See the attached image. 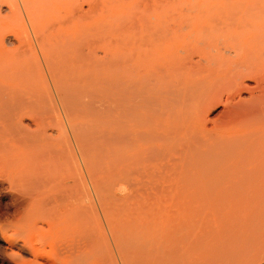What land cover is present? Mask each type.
<instances>
[{
	"label": "rangeland",
	"instance_id": "374dc122",
	"mask_svg": "<svg viewBox=\"0 0 264 264\" xmlns=\"http://www.w3.org/2000/svg\"><path fill=\"white\" fill-rule=\"evenodd\" d=\"M204 1L205 4L206 2L208 3L207 0ZM204 1L203 0H0V88L3 87L1 90H6L5 83L1 81L15 78L16 80L18 79V80H25L30 83L32 82L31 84L34 86L36 85V88L39 89L38 93L40 96V101L43 102V107L46 108V110L42 109V112L43 110H45L43 114L45 113L46 114L45 115L41 114L43 117L39 115L41 119L44 118L42 123L43 125L41 126L40 129L41 130L40 136L43 139L47 138L57 143H59V141L61 140H65L69 142L71 147V169L73 171L71 170V196L68 197V203L71 202L70 208L72 209V211L71 209L70 211L74 212V214L72 213L73 215H71L72 218L73 216L80 217L81 215L79 220L78 217H76V219L75 217L73 218L74 222L72 221L73 222L72 225H71L72 223L71 217L67 216V219L70 217L68 221L70 220L69 222L71 226H69V223L66 222L65 216H63L66 214L64 212V214L62 215L63 220L61 222L58 221V223H60L59 224L60 226H57L52 229L51 228L49 229L48 224H50V222L47 223V221H49V219L51 220V222L54 221L55 219H53L54 218L53 216H55L56 214H52L50 212L43 214L38 213V215L40 216L42 215L45 217L46 215L48 216L46 217V220L44 217L42 221H41L42 218L38 221L40 216H36V215H34V218L33 216L32 218L30 217L31 220L34 219L32 222L29 221L24 222L23 220H18V218L14 219L13 217L1 218L0 238L4 240V241L0 240L1 249L2 246L8 247V250H6L8 253H10L11 250L14 253L20 255V256L10 255L9 264H16L15 262L17 260L19 263V257L21 260L25 261V264H29V263L48 264L49 262L51 264H62L64 261L67 260V257L70 255L71 257L74 258L71 259V264H81V263L93 264V261L91 259H88V254L86 253L89 251L87 249L89 247V244H87L86 242L85 244L84 240L87 242L89 241L90 243V241L94 239V236H96V238L94 239L96 243H97V239H99L102 236L107 239V242L110 241V243L107 245L111 246L110 249H112L113 251V259L116 262V264H121L120 258L118 259L117 257L118 255L117 253H115L116 250L115 248H113V244H112L113 242L110 237L112 235L110 234L112 231V223L110 224L109 221H112L113 219V215L111 213L113 208H126V209L128 208V210L130 209L132 211L134 210L135 211L134 213L136 214H134L131 211L129 212L132 216L131 218L137 220L140 233L142 232V229L140 230V226H141L140 223L143 224L144 217L145 219L148 218L145 220V222L149 220L148 224L150 223V225H147L146 223V226L148 228L150 227L149 232L151 233L150 234L151 246L153 248L152 254H153L154 264H264V189L260 188L261 189L260 190L258 188L256 189L252 188L253 190H250L251 188H248L246 190V188L244 189L236 188L237 192L234 189H232L233 190L232 191L230 189L232 187L214 188L212 189V192L211 190H209V188L207 191H206L207 188L198 189V187L196 186V184H198L197 182L194 186L195 183L194 181H196V176L194 177L192 175L189 177V174L187 175V172L189 171L186 169H184L185 171H187L186 174L184 175L186 176V182L185 180H182L185 179V177L181 178L180 176L181 174L183 175L182 173L183 170L181 171L177 170L179 172L176 171L175 174L178 175L176 177L175 176L173 177L172 175L173 178L171 179H166L161 177H156L152 179L153 180L152 186L150 185L151 183L148 181L149 179L148 180L143 179L141 176H137L138 177L137 178L135 176L133 183L134 184L139 183L138 186L129 185L128 187H126L125 185H122V181L119 173L120 172L119 164L117 166V163H119L118 156L120 153L119 150L120 146L118 147L119 144H117L118 142L117 138L121 133L120 120L122 121L121 118L122 110L120 108L121 103H119L118 101L121 100L120 98H121V91L123 86V84L121 85V83H123L122 68L124 64H127L125 61L127 60L129 61V62L127 61L129 65V69L135 67L136 65L135 68L137 69V71L135 68H132L133 70L135 69L134 71L136 72H134L133 70L132 71L128 70V72H132L133 74V77H131L132 74L129 73L131 74L129 75L130 77L129 82H132L130 84L133 85L132 86L133 88L135 87L136 92L140 91L138 92L137 97L139 98L140 97L139 95L143 96L142 98L138 99L137 106H139V104L141 106L142 103L143 104L145 103L146 105H150V107L151 106L154 107V104L158 103V101L155 100L156 96L147 97V93H146L147 90L150 89L151 84L154 83V80L152 81L153 78L150 77L157 75L158 78V72L156 73L154 70L148 67L150 66L151 63L154 64V62H157L158 59L157 55L156 58L154 59H152L151 57H154V54H156L155 52L159 50L157 48H154L155 43L152 42L153 40L149 41V37L151 39H154V37L162 38V39L161 38L157 39L158 41L157 44L159 45L158 47L160 48V53H162L163 51V55L166 58L168 57L166 55L168 54L174 55V53L176 55V58L178 57V55L181 54H182L181 56H183L185 54L184 53L185 51H183V48L179 46V42L177 41L178 40L177 37L179 34L177 35L176 32L179 33L180 31V30L178 31V29L181 28V30L183 31V32L181 31L183 36L178 37L179 39H183L184 37H187L188 33L189 36L191 33L193 34L194 37L195 34L194 32L196 31L195 25L199 21L200 22L204 21L205 20L204 17L207 16L208 14L207 10L209 8L208 7H207L208 9L206 8L207 5L210 6V9L213 4H214V6L212 7L213 9H215L217 6H218L217 9H222L219 6L221 5V3L222 4L225 3L226 5L230 3L229 6L227 7L229 11L226 8L225 4H224L225 7L223 6L224 11L221 10L222 13L220 12V10L218 11L220 12V14L214 13L217 12L216 9L215 11L211 9L213 12L209 10L210 12H212V14H214V16H217L215 17L217 18L216 19L217 21L220 19L218 22H214L216 21L214 20L215 18H213V21H211L213 16V15L211 16V13H209L208 15L209 18H206V20L208 19L210 23L214 22L213 24L219 23L220 24L219 28H220L221 24L223 26L225 23V22L222 23L221 21L226 20V18L229 15H231L232 16V17L230 16L231 18L228 17L231 20L227 18L228 19L227 21L229 22L231 21L230 22L231 24H234L233 22L235 21L234 26H237L236 22H238L239 23L238 25L242 23L241 25L244 26L246 25L247 27L243 26V28L238 29L239 26H237L236 28L239 31L238 33L237 32L235 33L236 35L231 33L229 35L227 33V35L225 36L226 31L224 27H221L223 29L222 30L221 28L219 29L215 25H214L215 27H213L212 26L213 24H211L213 28L211 30L206 31L208 33L205 32L203 37L205 36L204 38L208 39L209 36L210 38L217 36L218 39H222L221 41L218 40L220 41V43L225 39V43L222 42L221 44L223 46H221L220 43H217L219 44L218 48H220V51L221 52L223 51L224 53L228 51L226 54L227 56L229 55L233 56L234 53H232L233 51L230 49V46L235 44L237 36L238 35L241 36V34L243 35L246 32L248 33V31L250 32V26L252 27L256 26L258 23L260 25L264 24V10H263L264 7L261 6L264 0L262 1L259 0L261 1L260 4H258L259 6L255 3L257 0L254 1L244 0L245 1L244 5L247 4L249 6V5H253V3L256 5V7L255 5L254 7L249 6L250 9H248L247 5L246 7L243 6V9H241L242 7L240 8V6L243 5V3H241L243 0L240 1L236 0L238 3H235L236 2L235 0H227V1L219 0V2L215 0H212L213 1L212 2L209 0V3L206 4V6H204L203 4ZM233 1L235 2L232 3ZM247 1H249L250 4L247 3ZM239 2L241 4H239ZM230 5H232V8ZM259 7H261V9ZM238 8L240 10H238ZM225 9L227 10L226 12H230L231 9L233 10L230 13H226ZM251 9H253L254 11ZM204 10H206L205 15H204ZM242 10L246 15L249 13L248 14L249 16L250 13H252L251 16L249 17L250 19H248L247 17V19L242 20L246 16V15L244 17L242 16L244 15L242 14L243 13ZM249 10H251L252 12L251 11L248 12ZM234 11L236 12L238 11V13H235ZM224 12L229 15L226 16ZM201 13L204 15V17L201 16L202 15ZM223 13L225 15H221ZM235 14L237 15L238 18L236 17ZM218 15L219 17L220 16L222 17V20L221 18H218ZM199 16L204 20L200 19ZM240 16H242L241 17L242 22L240 21ZM223 17L225 18L223 19ZM197 18H199L200 20L196 21ZM232 18L237 19V21L236 20L233 21ZM191 19H194V21L191 22L190 21ZM181 20H183L184 23ZM188 21H190L191 23V27H189V29H187L189 26ZM247 21L249 22L247 23ZM253 21H255L256 23L254 24ZM229 22H226V24ZM213 30H215L216 32L215 34ZM263 30L264 29H262V32L261 30L259 31V33L260 32L262 33L261 37H258L260 36L258 32H255L258 34L250 32L254 34V36L257 35L260 44L262 41H264ZM154 31L157 32V35L154 34L155 36L152 38L151 35ZM247 35L250 36L249 33ZM143 36L145 37L143 38L144 40L142 39ZM229 37L235 38V39H231V41L235 40V42L233 41L234 44H232L231 41L229 43L230 40ZM169 38L171 40L170 41L171 45L173 46L170 45ZM142 40L148 43H144ZM160 40H162V42L163 40L164 41L167 40V41L163 42L162 44ZM141 41L145 45V48H148L149 47L148 45H150L149 48L152 47L151 50L149 48L147 49L150 50L149 52L146 50L147 54H149L147 55L148 57L145 55L146 51L142 52V50L144 49H142L143 47H141L142 43H139ZM256 42L258 43V40H256ZM228 43H229V47L227 46ZM138 44L140 45V48L138 47ZM146 44L148 45L146 46ZM160 44L162 46H160ZM263 44H261V48L260 46L258 48L251 46L252 48L250 47L247 50L248 52H246V54L249 53V55H257L259 58H263L262 60H260L262 63V61H264ZM163 46H165V48ZM225 47L227 49L229 48L231 51L224 49ZM140 49L141 51L137 52ZM170 49L171 51H167ZM172 49L174 53H172L173 52ZM174 49H176V51ZM178 51L180 52L182 51L181 54L180 52L179 54L176 53ZM252 51L253 52L256 51L254 52L255 54H253ZM141 55L144 56V58L142 59H144L145 62L144 60L141 59ZM145 56L147 59H151V62L150 60L147 61ZM137 59L138 60L141 59L144 62L142 63L143 67H140L141 60L139 63ZM163 59L165 58L163 57ZM133 60L135 62H133ZM123 61L125 62L124 64ZM148 63L150 64L148 65ZM130 64H132V67ZM262 64L264 65V62ZM137 66L140 68L138 69ZM236 66H238V68ZM240 66L241 65H235L234 69L237 70L234 71L235 72L239 71V73L242 72L244 69L243 64L241 66L242 71L240 70ZM175 69H177L176 74L180 75V72L182 71H180L178 74V68ZM156 70L159 71L158 69ZM147 71L149 73H147ZM151 71L153 76L152 74H150ZM146 74H149L150 77H148ZM126 75L128 76V74ZM176 77L181 79V77L179 76ZM141 79L143 80V82ZM245 83L251 87L254 85L253 81H246ZM217 85L218 84H216V86ZM219 85L221 87V84ZM129 86L130 85L128 83L127 87ZM219 89L223 90L222 88ZM214 90L212 91L213 93L211 92L212 96L213 94L217 96L218 93L220 94L222 92L220 90L218 91L215 90V92L218 93H214ZM131 91L134 92L133 90H130L129 92L128 89L129 93H131ZM85 92L86 93L89 92L87 93L88 96L87 94H85ZM199 93L201 98L204 97L203 99H208L211 96L208 93L209 95L208 94L207 95L209 97L205 98V96L207 95H204L203 97L201 95V93L203 94L204 92L200 91ZM243 94H244L243 97L245 98L248 97V93H243ZM82 95H85L86 97ZM196 95L199 96V94ZM200 96L199 99H201ZM0 97L2 98L4 96L2 95ZM149 98H152V100H150ZM177 98L179 100L181 97L177 96ZM177 98L174 100H177ZM85 99L88 102H86ZM181 99L180 101L177 100L179 103L178 102L176 103L175 101L174 104H180ZM0 100H1L0 108L2 107L3 110L6 109V107L1 106L3 102L5 103V101H3L4 98L3 100L2 99ZM81 100L83 101L82 103H80ZM153 100L155 101V103ZM44 102L45 104H47L46 106ZM218 104L219 105L214 104L213 108L205 112L208 118L212 121H215L223 110L224 107L222 105L223 103L222 104L218 103ZM155 105H156L155 107H158L157 104ZM2 109H0V113H2L1 111ZM7 109L8 111H10L8 107ZM137 110H140V108H137ZM128 111H130L129 112L131 114L130 116H132L135 110L128 108ZM156 111L157 110L155 109V111H153V114H156L157 112H158L157 114L160 113L159 110L157 112ZM27 114H24L21 118H23L24 125H26L30 130H33L34 125L32 118L34 117V115L33 113L32 114L27 113ZM151 115L152 113H150V117ZM153 116L157 118L159 115L158 116L153 115ZM153 116L152 118H154ZM0 120H1V116H0ZM64 132L65 134H63ZM66 138L68 140H66ZM89 139L91 141H89ZM84 146L86 148H84ZM94 150L96 153H98L97 154L98 156L95 155ZM87 152L89 153L87 154ZM138 153H139L138 156L142 157L141 155L142 153L138 151L136 154ZM94 155L97 157H95ZM97 158L99 160H96ZM141 159H138V161ZM101 162L103 163L102 165ZM96 163L99 165H97ZM94 164L97 166H95ZM0 170L2 171V174L0 171V175H2L0 176L1 177L0 181L2 179L8 180L9 178L7 179V176L5 177L6 174L3 173L4 170H2V167L0 168ZM91 172H93L94 174ZM210 177L205 179L207 181L209 179L213 182H218L217 181L218 179L221 180V178H223L224 180L221 181L219 180L220 183L225 181V179L227 178L218 175L215 177L210 175ZM140 178H142V181L146 182L147 185L143 184V182L141 183L142 184L141 185L140 184L141 181L139 182V180H141ZM199 179L198 181H202L201 178ZM205 179H203V181H205ZM238 179H239L238 177L228 178V180L230 181L231 180L239 181ZM191 180L193 181L192 186L190 184L192 182ZM147 181L150 183L149 185ZM184 182L185 184L183 185ZM5 183H6L5 187L3 188L4 190L0 191L2 204L8 202L7 198L4 197V195H6V193L4 192L9 193L11 191L12 193V190L14 192L13 187L12 188L9 187L8 185L9 182L7 181ZM189 184L192 188L189 186ZM140 185L143 188L139 187ZM145 185L146 187H144ZM195 187H197V189H194ZM227 188L230 191H228ZM219 189L220 191H218ZM86 206L87 208L93 207V209L96 210L97 212L94 213L95 211L92 210L94 211L93 214L97 216L93 215L90 212L87 214L86 212L91 211V209L86 210L85 209ZM75 207L78 209H75ZM81 207H84L82 209L86 211L85 214L88 216L89 219L88 222L90 221L95 222V220L98 218L97 219L98 221H96L97 223L95 224H97L96 228L98 229L99 232H97L94 223H88V222L86 223V221L85 222L81 221L83 219L84 220L87 219L86 215L82 216L83 214H79L77 212L79 210L81 213L84 212V210H82ZM106 209L109 210L107 211ZM140 211L144 213L140 214L141 213ZM106 212H108V214H105ZM58 213H63V212H58ZM137 214L138 216L139 215L142 216H139V218L134 216ZM146 214L149 216H147ZM92 215L93 217L91 218L90 216ZM29 223L31 224L30 227L28 225ZM77 224H79L78 226L85 230L84 231L85 233L86 232L88 233L87 234L88 236L82 233V231L81 234L79 233V231L82 229L79 227L78 229ZM3 225H5L6 227L8 225L10 226L7 227V229H5L6 227H4ZM25 226L26 228H24ZM32 226L38 228L37 229L35 228L34 230V227L32 229ZM13 228L15 229L17 228L16 229L17 231L13 230ZM93 228L95 229V234ZM18 231L25 232V234L22 233L23 237L20 236L21 233L19 234ZM16 232L19 235H17ZM60 232L63 233L61 236L64 238V240L63 238H60L59 234H57ZM65 234L68 235L69 238H66ZM71 234L73 235V237L76 234L77 239L74 240V238L76 237L74 238L70 237ZM34 235L36 238L35 242L37 244L35 242H32V240L35 239L33 237ZM36 235L40 236L39 237L41 238L40 241L43 240L44 244L43 243L41 244L42 246L44 245L43 246L44 249H41L42 247L40 242L38 244L37 242L38 238L36 237ZM83 235L87 236V237L85 236L86 239H83L85 238L82 237ZM45 236L48 237L46 238ZM78 236L82 237L81 239H83V241L80 240ZM90 236L93 239L90 240L89 238ZM7 238H9L8 240H10V242L7 241ZM104 238H101V240L103 239L104 241L102 240V242L105 243L106 240ZM54 239L57 240L58 244H56L55 241L53 242ZM49 240L53 243H50ZM59 240L61 242H58ZM77 241H82L84 244L82 242L79 244V242ZM28 243H30V245L34 243L32 245L33 247L30 246ZM54 243L59 247V248L57 247L58 251L59 250L61 251V249L65 248V250L63 249L61 252L59 251V253L56 256L59 255L62 258L63 257L62 254H64L63 252L67 253L66 254L67 256L64 254V257L62 259H60L59 256H58L59 259L56 256H52L56 249L54 247ZM99 244H100V240H99ZM99 244L97 245L98 247ZM35 245L40 246L39 247L40 249H38L37 247L36 249L38 250L37 252L41 251L40 252L41 254L39 253L41 256L37 254L35 255L36 256L35 260H33L32 258H34L33 251L35 249L34 248ZM60 245H64V246L62 247ZM84 245L85 247L88 246L86 248L87 250L85 249V247H83ZM104 245L106 244L103 243L102 245L100 244V246H102L100 249H102L103 251L105 250ZM77 246L80 249L78 250L75 249L77 248ZM51 249L53 253L51 252ZM44 250L46 252H44ZM23 252H25L24 255ZM79 252H81L82 254L81 253L79 254ZM77 254H79V256ZM57 259L58 262L56 261ZM104 262H100V263L106 264ZM5 264H8V262Z\"/></svg>",
	"mask_w": 264,
	"mask_h": 264
},
{
	"label": "bare ground",
	"instance_id": "6f19581e",
	"mask_svg": "<svg viewBox=\"0 0 264 264\" xmlns=\"http://www.w3.org/2000/svg\"><path fill=\"white\" fill-rule=\"evenodd\" d=\"M207 1L209 3V0H207ZM210 1H212V0H210ZM215 1L219 2V0H215ZM225 1H227V0H225ZM235 1H233L232 3H234ZM249 1H247V3L250 4ZM252 1H254V0H252ZM257 1L255 3L258 5V4H260V2L262 0L261 1L257 0ZM229 2H231V1H229ZM244 2H245L244 0L241 2V3H243L242 6L239 5L240 8L242 7L241 9H243V6L246 7V5H247V4L244 5ZM208 3L206 2V4H208ZM235 3H238V2L236 1ZM241 3L239 2V4H241ZM203 4H204V6H206L205 1ZM224 4L221 3V5H219L222 9H217L218 6L216 7V5H215V7H216L215 9L217 10V12L219 10L221 13H222L221 10L224 11L223 8L226 5V4L225 5ZM229 4L226 5V8L229 6ZM262 4H261V6L264 7V1ZM201 5H202V2H201ZM232 5H234V4H232ZM232 5H230L231 8H232ZM254 5L255 4L253 3V5H249V6L254 7ZM213 6H214V4L212 5V7ZM235 6H238V5H235ZM249 6L247 5L248 9H250ZM212 7H211V9H213ZM255 7H256V5H255ZM206 8L208 9L207 10L208 11L207 16L209 15V13H211V16L212 15L213 16H212V20H211V18H210V20L213 21V18H215L217 16H214V14H212L213 11L210 9V6L207 5ZM259 8L261 9V7H259ZM215 9H213V10L215 11ZM235 9H237V8H235ZM245 9H247V8H245ZM209 10H211L212 12H210ZM232 10L233 9H231V11ZM238 10H240V9L238 8ZM251 10H253V9H251ZM251 10H249L248 12H250ZM254 10H255V8H254ZM205 11L206 10H204V15L206 14ZM226 11L227 10L225 9V12ZM228 11H229V9H228ZM257 11H258V9H257ZM217 12H214V13L220 14V12H218V13ZM230 12H226V13H230ZM234 12L238 13V11L237 12L234 11ZM246 12H247V10H246ZM224 13L221 15L226 14V13L225 14ZM242 14H244V15H242L243 17L246 15L244 13V11ZM248 14L242 20L247 19V17H248V19H250L249 17L251 16L252 13H250V16ZM204 15L202 14L201 16L204 17ZM227 15H229V14H226V16ZM239 15H241V14H239ZM207 16L204 17L205 20L199 16L200 19L204 20L202 22L199 21L200 20L199 18H197L198 20L196 19V21H199V22L198 23L196 22L197 24L195 25L196 31L194 32L195 33L194 37H193V34L190 33V36H189V33H188L187 37H184L183 39H179L178 37L183 36V34H182L183 31L180 28V29H178V31L180 30L179 33L176 32L177 35L178 34L181 35V36L178 35L177 41L179 42V46L183 48V51H185L184 52L185 54L183 53L184 54L183 56H181L182 51L181 52L178 51L176 53L179 54V52H180L181 55H178V57L176 58V55L172 49V51H173L172 53H174V55L168 54V55H166V56H168L166 58L163 55V51H162V53H160V48L158 47L159 45L157 44V42H158L157 39H160L161 37H158V38L154 37L155 36L154 34L157 35V32L154 31L151 35L152 38L154 37V39H151L149 37V41L153 40L152 42L155 43V46H154V44H153V46H154V48L159 49L158 50L159 52L156 51L155 52L156 54H154V57H151V55H150V57L152 59L156 58V55H157L158 59H157V62H154V64L148 63V65L150 64V66H148V67H150V69L154 70L156 73L158 72V78H157V75L153 76L152 71L150 74H152L153 77H150L149 74H146L148 77L153 78L152 81L154 80V83H152V81H151L152 84H151V86L149 85L150 89L147 90L146 93H147V97L156 96L157 99L155 98V100H157L158 103H155L154 100L153 101L155 104H157L158 107H155L156 106L155 104H154L155 108L152 106L150 107V105H146L145 103L144 104L142 103L141 106H140V104H139V106H137L138 105L137 104L138 99L142 98L143 96L139 95L140 97L139 98L137 97L138 96L137 94L140 91L136 92L135 87L133 88L132 87L133 85L130 84L132 82H129V79H130L129 75H131L132 72H128V70L132 71L133 70L132 68H135L136 65L134 63L135 67H132V64H130L132 68L129 69V65H128L129 61L127 60L128 61L127 62L124 60L127 64H124L125 62L123 61V64H124L123 68H122V70H123L122 71V73H123L122 74V78H123L122 82L123 83H121V85L123 84V86H122L121 98H120L121 102L118 101L119 103H121L120 108L122 110V115H121L122 121L120 120V122H121V127H120L121 133H120L119 137L117 138L118 139L117 144H119L118 147L120 146V149L118 148L120 150V153L118 156L119 163H117V166L119 164V171H120L119 173H120L122 185H125L126 187H128L129 185H137L138 186L139 183L138 184L133 183L135 176L136 177L141 176L143 179H147V180L149 179L148 181L151 184L147 181L148 185L150 184L152 186V182H153L152 179H154L156 177L171 179L174 176L176 177L178 175V174H175L177 170H180V171L183 170V172H182L183 175L180 172V174H181L180 176H181V178L185 177V179H182V180H185V182H186V176H184L187 172L184 169H186L189 171V172H187V175L189 174V177L192 175L194 177L196 176V181H194L195 182L194 186L197 182L198 184H196V186L198 187V189H200V188L206 189L207 188L206 189V191H207L209 188V190H211V192H212V189L220 188V187H222V188L223 187H228V188L232 187V188H230L231 190L232 189L236 190V188H243V189L246 188V190L248 188H251L250 190H253L256 188L264 189V65L262 64L264 61H262V63H261L260 60H262L263 58H259L257 55H249V53L246 54V52H248L247 50L251 46H254L257 48L260 46V48H261V44H263L264 41H262L263 43L260 41L261 42V44H260L259 38H257V35L254 36V34H252L250 32H253V33L258 32L259 33L260 30L262 32V29H264V24L260 25L258 23L260 26L258 24L256 26H253V27L250 26V32L248 31L250 36L247 35L248 34L247 32H246L247 34L244 33L245 35L244 34L243 35L241 34V36L238 35L236 42H235V40L231 41V39H235V38L229 37L230 38L229 43H230V41L232 44H234L233 41L235 42L234 45H231L232 47L230 46V49L233 51L232 53H234V54H233V56H230V55L227 56L226 54L228 51L224 53L223 51L222 52L220 51V48H218L219 44H217V43H220V41L222 39H218L217 36H214L212 38H210V36H209L208 39L204 38L205 36L203 37V35L205 34L206 31L211 30L215 26H217L219 28V25H220L219 23L213 24L214 22H218L220 19L217 21L216 20L217 18H215L214 20H216V21L210 23L208 21V19L206 20V18H209V16L208 17ZM230 16L231 15H229L228 17H230ZM242 16H240V21H241ZM225 17H223V19ZM236 17H237V15H236ZM218 18H221V20H222V17L221 16L219 17V15H218ZM227 18H226V20L221 21L222 23L225 22L223 26L221 24V27L225 28V31H226L225 36L227 35V33L229 35H230V33L231 34H235L236 32L238 33V31H239L238 29L243 28L244 25H241L242 23L240 25H238L239 24L238 22H236L237 26H239L238 29L236 28L237 26H234L235 25L234 20L237 21V19L232 18L234 21L233 22L234 24H231L230 23L231 21L230 22L227 21L230 18H228V19ZM181 21L183 22V20H181ZM190 21L193 22L194 19H191ZM190 21H188L189 26L187 29H189V27H191ZM255 21H253L254 24L256 23ZM226 22H229V23L226 24ZM248 22L249 21H247V23ZM185 23H186V21H185ZM211 24H213L212 25L213 27L211 26ZM243 24H245V23H243ZM162 27H164V26H162ZM155 29H157V28H155ZM185 31H186V29H185ZM213 32H214V34L216 33L215 30H213ZM261 32L259 33L260 36H258V37H261V34H262ZM206 33H208V32H206ZM258 33H255V34H258ZM206 36H207V34H206ZM143 38H145V37L143 36L142 39ZM155 38H156V41H155ZM219 38H220V36H219ZM218 40H220V41H218ZM256 40H258V43L256 42ZM263 40H264V38H263ZM142 41L139 43H142ZM160 41L163 44V42H166L167 40L166 41L163 40V42H162V40H160ZM170 41L171 40L169 38V43L171 45ZM143 42L148 43L145 41H143ZM222 42L225 43V39ZM222 42L220 43V45L222 44ZM229 43L227 45L228 47H229ZM142 44H141V47H143L142 49H144V50H142V52L143 51L145 52L150 47V45L146 44V46L148 45L149 47L145 48V45L143 44L144 45L143 46ZM160 46H162V45L160 44ZM171 46H173V45H171ZM221 46H223V45H221ZM138 47L140 48L139 44H138ZM163 47L165 48V46H163ZM175 47H177V46H175ZM151 48H149V49L151 50ZM170 48H172V47H170ZM161 49H162V47H161ZM224 49H227V48L225 47ZM230 49L228 48L227 50H230ZM150 50H147V51L149 52ZM174 50L176 51V49H174ZM178 50H181V49H178ZM254 50H255V48H254ZM134 51H136V50H134ZM139 51H141V49L138 50L137 52H139ZM147 51L145 52L146 56L149 55V54H147ZM167 51H171V49L167 50ZM151 52H153V51H151ZM254 52H256V51H254ZM254 52H253V54H255ZM257 52H258V49H257ZM142 56L143 55H141V59L144 58V56L143 57ZM146 56H145V58H146ZM133 57H134V55H133ZM163 57L165 59H163ZM135 59H136V57H135ZM141 59H139V60L137 59L139 61V63H140ZM162 59H163V62H162ZM142 60H144V59H142ZM142 60H141V65L139 64L140 67H143L142 63L145 62V60H144V62ZM146 60L147 61L150 60V62H151V59L146 58ZM133 62H135V61L133 60ZM242 64H243V68H244L243 71L241 69ZM235 65H241L240 70L242 72H240V73H239V71L235 72L234 70H237V69H234ZM138 66H137V68L139 69L140 67H138ZM236 67L238 68V66H236ZM175 68H178V74L180 71H182V72H180V75L176 74L177 69H175ZM156 69H158L159 71H157ZM141 70H142V68H141ZM136 71H137V69H136ZM136 71H134V72H136ZM174 72H175V74H174ZM124 73L128 74V76ZM129 73H131V74H129ZM147 73H149V72L147 71ZM175 75L181 77V79L176 77ZM131 77H133V74L131 75ZM154 78H157V79H154ZM177 79H179V80H177ZM176 81H178V82H176ZM246 81H253L254 85L252 87L248 86L245 83ZM1 82H4L5 87H6V90H1L3 87L0 88V96H2V95L4 96L2 98L0 97V99L3 100V98H4L3 101H5V103L3 102L4 104L2 103L1 106L6 107V109L3 110L2 107L0 108V109H2L1 110L2 113H0V116H1V120H0L1 121V124H0V165L1 166H0V168L2 167V170L5 171V172L3 171V173L6 174L5 177L7 176V179L8 178L9 179L8 180L2 179L0 181V191L4 190L3 188L5 187V184H6L5 182L8 181L9 187L10 188L13 187L14 192H13V190H12V193H11V191L9 193L4 192V193H6V195H4V197H6L7 201H8L4 204H2L1 197H0V219L13 217L14 219L18 218V220H23L24 222L25 221L32 222L34 219L31 220L30 217L32 218V216H33V218H34V215L40 216V215H38V213L43 214V213L50 212V213L56 214V215L53 216L54 217L53 219H55L54 221L51 222L50 219H49V221H47V223L50 222V224H48L49 229L60 226L59 225L60 223H58V221L61 222L63 220L62 219L63 216H65L66 222L69 223V226H71L74 222L73 218L75 216H73V218L71 217V215H73L74 212H71L72 209L70 208L71 207L70 200H69L70 203H68V197L71 196V170H72L71 169V147H70V144L68 141H65V140H61V141H59V143H57V142L50 140V139H47V138L43 139L40 136L41 135L40 129H41V126L43 125L42 123H43V119H44V118L41 119V117H43L41 114H43V112L46 110V108L43 107V102L40 101V96L38 93L39 89L36 88V85L34 86L31 84L32 82L30 83V82L25 81V80H18V79L16 80L15 78L7 79V80L1 81ZM142 82H143V80H142ZM128 83L130 85L129 87H127ZM142 84H144V83H142ZM216 84H218V85L216 86ZM219 84H221V87ZM1 85H3V84H1ZM135 85H137V84H135ZM214 85H215V87H214ZM143 87H145V86H143ZM213 88L215 90L217 89L216 91L220 90L219 88H222L223 90H220L222 92L219 94L218 92H215V90ZM128 89H129V92H130V90H133L134 92L131 91V93H129ZM140 89H142V88H140ZM78 90H79V88H78ZM213 90H214V93H218L217 96L213 94V96H215V97L212 96ZM75 91H73V92H75ZM200 91L204 92V93L206 92L205 94L201 93L202 97L204 95H207L208 93L212 97L211 96L209 97L208 96L209 94H208L207 96H205V98L209 97L208 98L209 100L203 99L204 97L201 98V96H200V93H199ZM87 93H89V92H87ZM87 93L85 92V94H87ZM243 93H248V97L247 98L243 97V95H244ZM196 94H199L201 99H199V96ZM70 96H72V95H70ZM73 96H75V95H73ZM82 96H85V95H82ZM87 96H88V94H87ZM177 96L183 98V99L180 98L181 99L180 104H174L175 101H176V103L178 101H180V99L178 100ZM195 96H196V99H195ZM197 96H198V98H197ZM176 98L178 101L174 100ZM149 99L152 100V98H149ZM82 100H83V98H82ZM82 100L80 101V103L83 102ZM85 101H86V99H85ZM86 102H88V101H86ZM218 103H220V104L223 103L222 105L224 107H223L222 112L216 118V120L212 121L208 118V116L205 114V112L209 111L211 108H213L214 104L219 105ZM44 104H45V102H44ZM89 104H90V101H89ZM46 105L47 104H45V106ZM73 106H74V104H73ZM7 107L10 109V111H8ZM128 108L135 110L133 112L132 116H130L131 114L129 113L130 111H128ZM137 108H140V110H137ZM42 109H45V110H43V112H42ZM155 109L157 111L159 110L160 113L157 114L158 112L156 111L157 113L154 112L156 114H153V111H155ZM27 113H31V114L33 113V115H34V117L32 118L33 119V125H34L33 130H30L26 125H24L23 118H21L24 114H27ZM150 113H152L151 117H150ZM45 114H43V115H45ZM153 115H156V116L159 115V116L156 118ZM152 116L154 118H152ZM47 118H45V119H47ZM41 120H42V122H41ZM80 131H82V130H80ZM43 132H44V130H43ZM63 134H65V132ZM84 134H86V133H84ZM97 134H98V132H97ZM86 139H87V137H86ZM66 140H68V139L66 138ZM89 141H91V140L89 139ZM84 142H83V144H84ZM88 144H86V145H88ZM99 145H101V144H99ZM99 145H98V148H99ZM101 146H103V145H101ZM84 148H86V147L84 146ZM96 150H97V148H96ZM138 151L140 153H142L141 154L142 157L138 156L139 153L136 154ZM89 152H87V154ZM94 152H95V150H94ZM97 154L98 153L95 152V155H97ZM97 156H95V157H97ZM138 159H141V160L138 161ZM96 160H99V159L97 158ZM102 164L103 163L101 162V165ZM97 165H99V164H97ZM97 165H95V166H97ZM98 167H100V166H98ZM90 170H92V169H90ZM6 172H8V173H6ZM93 172H95V171H93ZM93 172H91V173H93ZM177 172H179V171H177ZM1 174H2V171H1ZM95 174H97V173H95ZM172 175H173V177H172ZM210 175L213 177L218 175V176H221V177L223 176V177H227V178L225 179V181H223L221 183L219 182V180H220V179H218L219 177L216 178V179H218L217 180L218 182H213L209 179L207 181L206 179L208 177H210ZM0 176H2V175H0ZM232 177H234V178L238 177L239 181L228 180V178H232ZM2 178H4V177H2ZM142 178H140L141 180H139V182L141 181L140 184L143 182ZM199 178H201L202 181H198ZM203 179H205V181H203ZM210 179H211V177H210ZM240 179H242V180H240ZM175 180H176V178H175ZM221 180H224V179L221 178ZM170 181H172V180H170ZM185 182L183 183V185L185 184ZM143 184L147 185L146 182H143ZM190 184L192 186L193 181ZM190 184H189V186H190ZM141 185L139 187H141ZM146 185L144 187H146ZM197 187H195L194 189H197ZM141 188H143V187H141ZM141 188H140V190H141ZM180 188H182V187H180ZM228 188H227V190L230 191ZM147 189H148V187H147ZM218 191H220V189ZM130 192H131V190H130ZM236 192H237V190H236ZM82 208H84V207H81V209ZM70 209H71V211H70ZM75 209H78V208L75 207ZM85 209L86 210L91 209V211L94 210L93 207L87 208V206L85 207ZM104 209H105V207H104ZM82 210H84V209H82ZM106 210L108 211L109 209H106ZM91 211L86 212L84 210V212L81 213L79 210L77 212L79 214H83L82 216L86 215L85 212L87 214L89 212L93 214L94 211H95L94 213H97L96 210H94L92 212ZM129 211H131L133 213L135 212L134 210L132 211L131 209L128 210V208L127 209L126 208H113L111 211V213L113 215V219H112V221H109V222H110V224L112 223V231L110 233L112 235L110 236V234H109V236L112 239L113 248H115V250H116L115 253H117L118 259L120 258L121 264H154L153 254H152L153 248L151 246V235H150L151 233L149 232L150 227L148 228L146 226V223H147V225H150V223L148 224L149 220H147V222H145V220L148 218H146V219H145V217L143 218L144 219L143 224L140 223V225H141L140 230L142 229V232L140 233L138 222L134 218H131L132 216H131ZM58 212H63V213H58ZM64 212L66 213L65 215H63ZM142 213H144V212H141L140 214H142ZM105 214H108V212H106ZM134 214H136V213H134ZM138 214L134 215V216H136L138 218H139V216H142V215L138 216ZM93 215H95V214H93ZM93 215L90 217L92 218ZM67 216L71 217V222L73 221L71 223V225L69 222L70 220L68 221V219H70V217L67 219ZM95 216H97V215H95ZM98 216H99V214H98ZM147 216H149V215H147ZM44 217L45 216H43V215L40 216L38 221L41 218H42L41 219V221H42ZM46 217H48V216L46 215ZM46 217H45V220H46ZM76 217H78V216H76ZM76 217H75V219H76ZM80 217H81V215H80ZM80 217H78V220ZM49 218H50V216H49ZM97 219L96 220L93 219V220H95V222H93V221L88 222L89 219L87 216L86 220H84V219L83 220L80 219V220L84 221V222L86 221V223L88 222V223H94L95 224V223H97L96 221H98ZM10 220H12V219H10ZM140 221H141V219H140ZM144 223H145V225H144ZM28 225L30 227L31 224L29 223ZM78 225L79 224H77V228L79 227ZM96 225L97 224H95V228L97 227ZM3 226L6 227L5 225H3ZM9 226L10 225H8L7 227H9ZM7 227L5 229H7ZM33 227L35 230L36 227L32 226V229H33ZM24 228H26V226ZM79 228H81V227H79ZM90 228H92V227H90ZM16 229L13 228V230H16ZM30 230H31V228H30ZM96 230H97V232H99L97 228H96ZM81 231H82V233H84L86 235L88 234L87 232L86 233L84 232L85 231L84 229L79 231L80 234H81ZM61 232L57 233V234H59L60 238H63L61 236L63 233H61ZM18 233L19 234L21 233L20 236H22V237H23V234H25V232H20V231H18ZM18 233L16 232L17 235H19ZM79 233H78V235H79ZM94 234H95V229H94ZM20 236H18V237H20ZM65 236H66V238H69L68 235L65 234ZM85 236L83 235L82 237H85ZM6 237H8V236H6ZM28 237H29V235H28ZM28 237H27V239H28ZM33 237L35 238V235ZM36 237L39 239V241L37 239L38 244H39V242H40V244L41 243L44 244L43 240L40 241L41 240V238H39L40 236L36 235ZM45 237L47 238L48 236H45ZM70 237H73V235L71 234ZM74 237H76V238H74ZM74 237H73L74 240L77 239L76 234ZM82 237H79L80 240L83 241V239H86V237L81 239ZM9 238H11V237H9ZM9 238H7L8 242H10V240H8ZM89 238H90V240L93 239L91 236ZM95 238H96V236H94V239ZM101 238H104V237L102 236L99 239H97V243L94 239L91 240L90 243H89V241L87 242L84 240V243L86 242L87 244H89V247L88 246L85 247V245L83 246V247H85V249L88 247L87 249L89 251L86 252L88 254V259H91L93 261V264H99L100 262H104V261H105L104 263H106V264H116V262L113 259V251H112V249H110L111 246L107 245L110 243V241L107 242V239L104 238L106 240V242L104 243V242H102L103 239L101 240ZM55 239L53 240V242L55 241V243L58 244L57 240H55ZM0 240H3V239L0 238ZM63 240H64V238H63ZM99 240H100L101 245H102V243L106 244V245H104L105 246L104 251L102 249H100L102 246H100ZM108 240H110V239H108ZM35 241H36V238L34 240H32V242H35ZM47 241H48V239H47ZM47 241H46V243H47ZM82 241H77V242H79V244H80ZM27 242H28V240H27ZM53 242L50 241V243H53ZM58 242H61V241L59 240ZM63 242H65V241H63ZM55 243H54V247L56 248L55 252H54L55 255L51 249V252L53 253L52 256H56L60 251V250L58 251L59 247ZM28 244L30 245V243H28ZM98 244H99V247L97 246ZM32 245H30V246H32ZM64 245H66V244H64ZM64 245H60V246L63 247ZM73 245H76V244H73ZM43 246L41 244V247H42L41 249H44ZM78 246L75 249H77V250L80 249V248H78ZM36 247L38 249H40L39 245L34 246L35 249L33 251V257H34V258H32L33 260H35V258H36L35 255H37L41 252V251L37 252L38 250L36 249ZM74 247H76V246H74ZM106 247H107V249H106ZM0 249H1V247H0ZM63 249L65 250V248H63ZM63 249H61V251ZM6 250H8V247L2 246V249L0 252V264H5L7 262L9 264L10 255L20 256L19 254L14 253L11 250H10V253H8ZM48 251H50V250H48ZM44 252H46V251L44 250ZM24 253L25 252H23V255H24ZM63 253L65 255L67 254L65 252H63ZM80 253L81 252H79V254ZM40 254H39V256H41ZM64 254H62L63 257H64ZM79 254H77V255L79 256ZM60 255H61V253H60ZM58 256H56V257H58ZM59 257H60V259L63 258V257L61 258V256H59ZM59 257H58V259H59ZM72 258L73 257H71V255L68 256L67 260L64 261L62 264H71ZM58 259L56 260L57 262H58ZM15 263L16 264H19V263L25 264V261L21 260L19 257V263H18V260ZM85 263H87V262H85ZM48 264H51V263L49 262Z\"/></svg>",
	"mask_w": 264,
	"mask_h": 264
}]
</instances>
